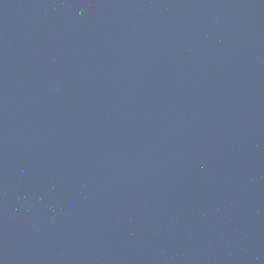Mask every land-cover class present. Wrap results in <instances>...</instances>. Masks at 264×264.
Listing matches in <instances>:
<instances>
[{"label": "water", "instance_id": "obj_1", "mask_svg": "<svg viewBox=\"0 0 264 264\" xmlns=\"http://www.w3.org/2000/svg\"><path fill=\"white\" fill-rule=\"evenodd\" d=\"M0 264H264V0H0Z\"/></svg>", "mask_w": 264, "mask_h": 264}]
</instances>
